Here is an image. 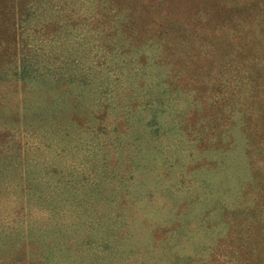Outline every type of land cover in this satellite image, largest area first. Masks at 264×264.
I'll list each match as a JSON object with an SVG mask.
<instances>
[{
  "label": "rangeland",
  "instance_id": "rangeland-1",
  "mask_svg": "<svg viewBox=\"0 0 264 264\" xmlns=\"http://www.w3.org/2000/svg\"><path fill=\"white\" fill-rule=\"evenodd\" d=\"M126 3L146 42L123 63L131 85L110 96L25 74L44 23L0 0V264H237L264 252V0Z\"/></svg>",
  "mask_w": 264,
  "mask_h": 264
},
{
  "label": "trees",
  "instance_id": "trees-1",
  "mask_svg": "<svg viewBox=\"0 0 264 264\" xmlns=\"http://www.w3.org/2000/svg\"><path fill=\"white\" fill-rule=\"evenodd\" d=\"M16 1H18V10L16 11L18 16L20 15L21 19L25 17L27 20L35 17L41 18L44 23L43 27L46 34V40L44 41L42 49L37 48V52L33 49L30 50L28 55L23 59L25 64L23 71L25 74H28L30 71H40L41 74L52 76L58 83L62 82L68 86L76 85L82 88H92L95 86L101 89V94H108L109 92L108 95L110 96L113 93L112 91L110 92V90L115 91L112 87L114 83L120 81V83L115 86H118L117 89L122 87V91H125L127 87L131 85V83L128 82V75L124 72L123 63L126 61L138 60L137 57H129L126 55H128L131 47L134 50L138 48L135 44L136 42L139 44L146 42L139 40L137 37L139 28L135 23V3L127 4L126 0ZM48 17L50 20L44 22L43 20ZM172 25H174V23L167 19L162 20L160 23V37L164 38V40H170L167 34L172 33L173 30L170 29ZM248 41L249 44H255V37L250 38ZM156 55L159 58L164 57L163 53ZM166 55L168 57V54ZM157 57L153 59L157 60ZM256 68H259V66ZM101 72H105V75H102ZM118 92V99H120L119 102L121 103V91ZM156 101L154 95L149 93L148 100H145V102H142L140 105L150 108L153 107ZM121 105L125 108V103H121ZM100 106L103 108L110 107V105L104 102H102ZM136 106V104L131 102L128 106V110ZM134 117L135 116L131 112L126 111L123 116V125H134L136 123ZM258 117L264 119V112ZM139 122L140 120H138V123ZM112 132L114 133L113 147L115 148L118 146L117 149L124 150L125 138L120 137L119 133L125 135V132L119 130L117 126L112 129ZM198 135L199 141H202L203 137L201 133ZM218 138L222 139L221 136H218L216 141H218ZM110 147L107 148V146H105L104 153H106ZM214 150L216 151L218 148ZM225 158L224 163L227 165L229 158L226 154ZM129 162L131 163V160H129ZM102 166L103 165H95V168L100 170ZM263 183L264 182L261 184ZM92 189L93 192H97L95 187ZM85 196H87V194H85L84 197ZM257 196L258 195H255L254 198ZM262 203L264 204V199ZM261 213L260 220H264V211ZM256 237L257 236H254L252 240ZM241 241L244 242L241 247L245 245L248 246L249 240L247 238H242ZM262 246L264 248V245H261V247ZM52 250L53 247L51 246L50 252H52ZM52 255H55V252H53ZM229 257L235 259L233 264H236L237 257H232L230 255ZM250 257L251 259L249 260H241L238 258L237 264H264V252H258L255 256L251 254Z\"/></svg>",
  "mask_w": 264,
  "mask_h": 264
}]
</instances>
